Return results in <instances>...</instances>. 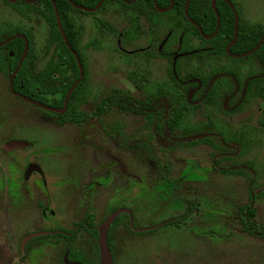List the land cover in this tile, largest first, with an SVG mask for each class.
Instances as JSON below:
<instances>
[{
    "label": "rangeland",
    "instance_id": "rangeland-1",
    "mask_svg": "<svg viewBox=\"0 0 264 264\" xmlns=\"http://www.w3.org/2000/svg\"><path fill=\"white\" fill-rule=\"evenodd\" d=\"M234 2L236 4V0ZM237 3L244 21L259 24V29L264 27V0H238ZM125 15L112 5L102 15L76 18L77 24L84 27L79 47L85 55L94 96H100L108 86L132 89L126 75L134 68L150 69V81L154 84L166 82L165 60L146 62L140 57V51L125 57L116 50L118 39L100 31L96 18L106 19L117 31H122ZM140 22L147 31L149 26L145 20ZM10 28L30 31L36 53L44 55L50 31L46 21L33 14L29 19L20 17L0 0L2 35H7ZM125 44L122 41L121 47L132 51L134 46L146 47L149 42L142 38L133 45ZM49 58L47 55L41 59L39 69ZM126 60L130 64L125 63ZM8 83V73H1L0 144L19 138L15 133L22 125L28 129V136L32 132L34 137L42 139L43 145L67 139L65 131L53 128L51 119L46 118L44 122L42 111L17 100L10 93ZM159 105L160 101L157 107ZM263 106L260 101L245 104L231 118L216 112L219 120L231 124L227 130L230 135L236 133L234 142L237 144L226 145L220 136L212 135L209 137L212 143H201L198 140L206 136L204 133L186 140L180 139L179 134L162 139L144 116L117 111L102 122L92 121L86 126L99 133L80 136L75 131L79 127H65L73 130L75 140L82 141L75 144L82 143L79 146L82 145V152L87 155L85 168L91 172L78 186L79 192L84 190L85 196L92 198H87L80 208L97 212L96 223L112 209L126 206L133 209L140 228L160 225L169 216L182 213L187 200L194 201L192 215L179 226L158 228L145 235L129 233L125 225L118 227L114 233L115 264H264V237L245 231L239 220L241 206L249 204L256 210L255 221L264 225V125L257 122ZM199 120L195 115L189 118L193 124ZM241 136L243 143L239 141ZM192 141L194 147L183 143ZM7 156L0 152L2 166ZM108 170H112V174L105 179L103 176ZM227 170L244 172L225 174ZM83 216L84 213L79 214L78 220ZM67 217L62 215L61 222H66ZM48 240L41 241L45 245L38 251L39 263H59L64 242L55 245ZM77 244L88 247L89 239L84 232L78 235Z\"/></svg>",
    "mask_w": 264,
    "mask_h": 264
},
{
    "label": "flooded vegetation",
    "instance_id": "flooded-vegetation-1",
    "mask_svg": "<svg viewBox=\"0 0 264 264\" xmlns=\"http://www.w3.org/2000/svg\"><path fill=\"white\" fill-rule=\"evenodd\" d=\"M3 1L20 17L29 19L33 14L44 19L50 28L48 36L50 38L51 26L45 17L47 8L42 2L38 0H24V5H26L28 8H34L33 10H28V12L24 15L17 12L11 6V4H15L19 0H16L13 3L9 2L8 0ZM120 1L129 7H121L120 3L115 2L108 4L105 9H102V3L99 9L94 12H89L93 13L94 15L81 14L75 10H72L70 12L76 26L80 27L81 29L79 34V42L75 45L76 48H74L68 41L75 54L71 50H68L74 56L79 72V76L70 86V88L79 80L80 81L75 86L74 90L80 84H85V101L72 114H68L67 112L69 110L68 103L74 90L71 93L65 107V100L70 88L68 89L64 98L63 107L54 106L55 104H57V100L60 99V94H55L54 91H38L37 96L33 97L28 95L29 91L24 88V85H20L19 90H16L14 88L15 78L20 72L25 59L28 57L30 44H32L33 46L35 59L31 62L32 64L29 67V73L33 76L40 77L42 73L47 70V68H52V74L48 81L44 79L39 80L40 87L44 86L43 88L46 89L47 87L52 86L50 84L51 82L61 83L65 76L71 77L73 75L71 69L64 71V76L61 75L60 71L68 68L67 65L69 60L67 55L61 56L62 50H58L53 47L47 48V42L44 46V55L40 56L36 53L31 32L21 30V32H25L27 33V35H30V41L26 34L19 33L27 38L29 47L20 65L19 71L17 72L13 80L12 90L10 88V79L17 69L24 52L18 60L16 68L11 73L12 67L15 64L16 54L12 50L8 49V45L11 44L14 40L7 43L6 45L0 46V64L5 66V71L1 70L0 68V74L8 73V86L10 93L17 100L42 111V116L43 118H45L44 122H46V118L51 119L53 128L63 130L68 135L67 139L63 140L62 142L58 141L56 144L54 143L43 145L42 139H40L39 137H34L32 132L29 133L28 136V132H26L28 129L24 128V126L22 125V127L19 128L15 133V135L19 138H10L6 142H4V144H0V152H5L6 154H8L5 163L3 162V166L1 165L2 162L0 161V200L2 204V207L0 208V264H40L37 258V254L38 251H40V248L45 245V243L41 241L47 238L49 239L48 241H53L55 245L60 241L64 242L63 255H61L60 258L58 256V260H61L56 264H92L96 260V254L94 250L95 231L97 232L96 243L99 249L98 262H96L97 264H99V227L111 214L119 210H126L116 217V219L108 229L107 243L111 251L113 264H115L117 252L116 247L114 246V233L116 229H118V227H120L121 225H125L129 233L136 235H145L154 232L158 228L179 226L184 220L192 215L191 213L194 210V201L187 200L186 208L182 213L169 216L160 225H150L148 227H144L143 229L146 230L142 232H136V229L140 228L139 226H137V218L134 214L133 209L126 206H120L112 209L111 212L108 213L101 222L96 223L95 217L97 212H95L94 210L84 211V209L80 208L85 203V201H87V198H92V196L86 197L84 190H81L79 192L78 186V183H83L86 180V174L91 172L88 171L87 168H85V159L87 158V155L83 154L82 151L84 150V148L82 147V145L79 146L82 143L75 144L78 141H82L75 140L76 135L73 134V130L67 129L65 127H79L80 129H77L75 131L78 132L80 136L85 133H99V131L95 129H88L86 128V126L90 125L92 121L102 122V119H107L108 115L111 112L117 111L119 113L126 112L129 114L144 116L147 120V123L154 126V130L162 139L172 137L173 135L177 134L181 135L180 130L172 129L170 124L168 123L172 105H175L177 101L174 98L175 95L185 100V102L188 104L187 109L189 111L192 110V108L194 109L187 114L185 124L188 127H193L196 125L206 126L205 129L198 133H204L206 135L204 138L198 140L199 142L212 143L211 138H209L212 135L216 137L220 136V138L225 142L224 144L226 145L231 143L237 144L236 142H234V140L237 138H235L236 133L234 132L230 135L227 130V128L230 130L231 124L226 123L224 120H222L223 122L219 120L216 117V112L223 114L228 118H231L234 113L242 110L245 104H251L256 101L264 103V99L256 97L254 95H250L248 96V98L244 96L246 91L245 85L251 82L250 84L252 85V87H258L264 81V52L256 55L258 50L263 45L264 41L256 51L252 52L262 40L264 35L252 49L246 52L233 53L230 51L231 48L238 42L240 23H243L245 26H250L252 28H257L258 26H260L259 24H252L243 20L240 7L237 3L238 0H236V4L234 0H228L233 5V8L230 6L228 1L223 0L228 3L234 14V38L232 42L225 47V53L228 57L234 60H244L241 62H232L227 57H222L217 62H215V60L209 59V55H214L216 43L207 44L204 43V41L209 42L213 40L219 33L221 26L220 13L217 9V2L219 0H209L210 5L217 18L215 31L209 36L205 35L202 27L190 17L189 12L188 17L195 24H193L185 14L188 22L198 29L202 38L204 39L201 40L197 36H191L187 41V46L182 45L181 40H179L180 38L177 41H174L172 38H170L171 31L169 29H165V27H163L162 25H157L150 18L152 11L150 10L151 7L148 0H145L144 3L140 2L142 0ZM207 1L208 0L197 1L198 14L200 12V7H202ZM214 1L215 8L213 7ZM151 3L154 4L155 9L158 13L168 12H159L156 8V3L160 9H167L170 5L167 8H161L157 0L156 2L155 0H151ZM112 5L117 6L119 8V12H125V28L122 31H117L116 28L111 26L106 19L96 18L100 31L104 34H108L118 39L116 50L119 51L122 55L125 54V57L131 53L136 54L135 52L140 51V57L146 62L151 61L152 63L157 59L165 60L167 62V65L165 67V83H152L150 81V77L152 74L150 69L134 68L126 75V80L131 84L132 89L108 86V90H106L105 92L104 90H102L99 94L100 96L93 95L92 88H90V84L88 81V71L86 60L84 57L85 55L82 52L81 47H79L80 36L84 27L81 23L77 24L76 18L80 16L96 17L97 15H102L105 13L108 7ZM97 6L95 8H97ZM75 9L83 12H88L77 8ZM234 10L237 14H235ZM141 19L145 20V22L149 26L147 31L142 29L140 22ZM11 29L15 30L17 28H10L9 30ZM261 29H264V27ZM110 30H115L117 33L113 34L110 32ZM128 30L134 33V37L124 36V32ZM236 32L237 39L235 40ZM7 35L3 36L0 31V43L5 42L12 37L11 36L9 38H6ZM142 38L147 39L149 42L146 47L139 48V46H134L135 49H133L132 51H127L126 49L121 47L122 41L124 42V44L126 43L133 45L132 43H136ZM249 39H252L251 36H249ZM96 45L97 44H94L95 47H97ZM228 47L230 54L226 50ZM47 55H49L50 58L46 61L45 66L42 69H39V62ZM78 60L80 61L82 66V76ZM172 61L179 62V73L178 75L177 73H174L176 82L171 78V76L173 75L172 72H170ZM125 63L130 64V61L126 60ZM58 65L60 71L59 76H56V67ZM222 67L226 69L225 72L220 71ZM133 73H136L138 78L143 79L141 83L135 84V82L131 80V75ZM221 77H226L227 79L224 81L219 80ZM226 83L228 84V87L224 88V85ZM240 83L242 84L241 87L239 85ZM114 96L119 97V99L117 100L118 105H113L112 107H110V99ZM26 99H29V101ZM159 101L160 105L157 107V103ZM38 104L44 105L53 110H47L38 106ZM125 105H128V107H125ZM220 106H222V109L220 108ZM192 115L200 118L198 123L196 122L193 124L189 121V118ZM257 122L260 125H264V106L263 108H261L259 114L257 115ZM101 132L102 134H105L106 131L101 129ZM189 132H191V134L193 135V131ZM223 133L233 140H227V138L223 136ZM192 135L189 136L191 137ZM188 138L189 137L180 136V139L186 140ZM239 141L243 143L242 136L239 137ZM14 142L19 143L21 147H10V144ZM68 142H72V144H65ZM104 142L105 139L103 143ZM183 143H185V145H188L189 147H194L195 144L194 141ZM216 148L218 149L219 147L216 146ZM63 154L66 155L62 156ZM55 158L61 159L62 161H57L55 160ZM243 172L244 171L241 170H227L225 171V174L241 175L243 174ZM110 173L112 174V170H108L103 177L105 179L108 178V176H110ZM93 174L97 175V172H94ZM12 184L13 187H11ZM253 187L251 189L249 188V192L253 189ZM22 195L25 199L22 197ZM250 199L252 198L250 197ZM189 206H192V209L186 215L184 220H180V222H178V220L173 219L178 218L183 213H185ZM246 206L254 209L249 204H247ZM98 210L100 209L98 208ZM81 213H84V216L78 220V216ZM123 214L127 215L129 222L127 224L121 222L114 226V224L118 221V218H120V216ZM62 215H64V217L68 216L67 219L65 218L66 222H61ZM82 232H84L89 239L87 248H82L77 244V237ZM109 232H112V249L109 245L108 240V236L110 234ZM78 256L80 259H78Z\"/></svg>",
    "mask_w": 264,
    "mask_h": 264
},
{
    "label": "trees",
    "instance_id": "trees-1",
    "mask_svg": "<svg viewBox=\"0 0 264 264\" xmlns=\"http://www.w3.org/2000/svg\"><path fill=\"white\" fill-rule=\"evenodd\" d=\"M23 1L24 0H19L15 4H11V6L20 14L25 15L28 12V10H33L34 8L30 6H29L30 8H28L26 5H24ZM38 1L42 2L47 8L45 17L51 26L50 38L48 40L46 47L47 48L53 47L55 49L62 50L61 56L67 55V57L69 58L68 65H67L68 68H65V70L60 71L59 65H58L56 67L58 74L56 73L55 75L59 76V71H60L61 75L64 76V71L68 69L72 70L73 75L71 77L65 76L61 83L51 82L50 84L52 86H49L46 89L43 88L44 86L40 87L39 80L44 79L48 81L52 74V68L51 67L47 68V70H45V72H43L40 77L33 76L29 73L30 71L29 67L32 64L31 62L34 61L35 59V54L33 53V46L32 44H30V50L28 53V57L25 59L20 69V72L15 78L14 88L16 90H19L20 85H24L25 86L24 88L29 91L28 95L33 96V97L37 96L38 91H45V92L54 91L55 94L56 93L60 94V99L57 100V104H55L54 106L63 107V101H64V98L66 96L68 89L79 76L78 67H77V63H76L74 56L66 47L64 40L58 31L57 24H56V17H55L54 9L51 5V0H38ZM54 1L57 4L62 26L67 36V39L69 43L74 48H76L75 45L79 42V34H80L81 29L80 27L76 26L75 21L73 20L70 12L72 10H75L78 13L85 14V15H91L93 13L76 10L69 4L68 0H54ZM72 1L81 7H85L89 9L95 8L100 2V0H72ZM197 1L198 0H191L190 6L188 9L189 15L192 19H194L197 22L198 25L202 27V30L205 33V35L209 36L215 31V28L217 25L216 14L214 13L212 9L209 0L205 2V4L202 7H200V10H199L200 12L198 14ZM115 2L120 3L121 7H129L123 4L120 0H105L102 5V9H105V7L108 4L115 3ZM140 2L144 3L145 0H142ZM148 2L151 7L150 10L152 11L150 18L157 25H162L163 27H165V29L167 30L169 29L171 31L170 38H172L174 41H177L180 38L179 40H181L182 45L187 46V41L191 36L192 37L197 36L201 40H204L200 32L198 31V29L194 27L191 23H189L185 17L186 0H174V6L172 7L170 11L166 13H158L155 9L154 4L151 3V0H148ZM157 2L161 8H167L170 5L171 0H157ZM217 9L220 13V18H221V26H220L219 33L213 40L209 42L204 41V43H207V44L216 43V49H214L215 51L214 55H209V59L215 60V62H217L220 58L227 57L232 62L244 61V60H234L228 57L225 53V47L228 44H230L234 38V14L232 12V9L228 5V3H226L223 0H219L217 2ZM110 32L113 34L117 33L115 30H110ZM19 33H24L27 35V33L21 32V30L15 29V30H10L6 38H9ZM263 35H264V29H259L258 27L252 28L250 26H245L243 23H240L238 42L236 43L235 46L231 48L230 51L233 53L246 52L252 49L259 42V40L262 38ZM124 36L134 37V33L128 30L124 32ZM249 36H251L252 39H249ZM27 37L30 41V35H27ZM24 47H25V44L22 39H16L11 44L8 45V49L12 50L16 54L15 64L12 67L11 73L16 68V64L24 52ZM261 52H264V43L261 46V48L258 50L256 55ZM0 68L1 70L5 71L4 65L0 64ZM220 71L225 72L226 69L222 67ZM170 72H172L173 74L171 78L176 82L174 73H177V75L179 73V62H176V61L171 62ZM226 79H227L226 77H221L219 80L224 81ZM131 80L134 81L135 84H139L141 83L143 79L138 78L136 73H133L131 75ZM250 83L251 82L245 85L246 91H245L244 96L248 98V96L254 95L256 97L264 99V81L258 87H252ZM84 85L85 84L82 83L79 86H77V88L74 90L69 100V103H68V108H69L67 112L68 114L70 113L72 114L73 112H75L77 108L85 101V97H84L85 96V86ZM239 85L240 87L242 86L241 83ZM227 87H228V84L226 83L224 85V88H227ZM174 98L177 101L175 105H172V110L170 112L169 119H168V123L170 124L171 128L174 130H180L181 137L182 136L190 137L189 135H192V134L189 131H193V135H194V134H198L203 129H205L206 126H200V125L188 127L185 124L186 116L190 111L194 109L192 108V110L189 111L187 109L188 104L185 102V100L175 95H174ZM118 99L119 97L117 96L112 97L110 99V107H112L113 105H118L117 103ZM125 107H128V105H125ZM220 108L222 109V106H220ZM206 130H210V129H206ZM223 136L226 137L227 140H233L232 138L227 137L224 133H223ZM189 204H192V203H189ZM191 209H192V206H189L187 210L185 211V213H183L180 217L173 218V219L178 220V222H180V220L181 221L184 220L186 215L191 211ZM255 217H256V211L254 209L249 208V206H246V205L242 206L240 210L239 218H240L241 224L243 225L244 230L251 234H258L264 237V225L258 224L255 221ZM121 222L125 224L129 222L127 215L125 214L121 215L120 218H118V221L114 224V226ZM109 233L110 234L108 236V240H109V245L112 249V243H111L112 232H109ZM94 235H95L94 236V250L96 254V260L92 264H95V263L97 264L98 256H99V249L96 243V238H97L96 231L94 232Z\"/></svg>",
    "mask_w": 264,
    "mask_h": 264
},
{
    "label": "water",
    "instance_id": "water-1",
    "mask_svg": "<svg viewBox=\"0 0 264 264\" xmlns=\"http://www.w3.org/2000/svg\"><path fill=\"white\" fill-rule=\"evenodd\" d=\"M8 1L11 2V3H13V2H15L16 0H8ZM103 1H104V0H101V2L99 3V5L97 6V8H95V9H87V8H83V7H80V6L76 5L72 0H68V2H69L73 7L77 8V9L84 10V11H88V12H94V11H96L97 9H99V7H100L101 4L103 3ZM226 1H228V0H226ZM51 2H52V5H53V7H54L55 14H56V17H57V24H58L59 31H60V33H61V35H62V37H63V39H64V41H65V43H66V45H67V47H68V49L71 50V51L74 53V51L72 50L71 46H70L69 43H68V40H67L66 35H65V33H64V30H63V28H62L61 21H60V17H59V13H58V9H57V6H56V3H55L54 0H51ZM155 2H156V0H155ZM189 2H190V0H187V2H186V6H185V14H186L187 17H188V6H189ZM228 2H229V1H228ZM173 3H174V0H171V4H170V6H169L167 9H160V8L158 7L157 3H156V8H157V10H158L159 12H166V11H169V10L172 8ZM229 4H230V6L233 8V5H232L230 2H229ZM213 7L215 8V1L213 2ZM234 11H235V10H234ZM235 14H237L236 11H235ZM236 17H237V16H236ZM188 18H189V17H188ZM189 20H190L193 24H195L190 18H189ZM17 38H22V39L24 40V42H25V50H24V54H23V56H22V58H21V60H20V62H19V64H18L17 69L15 70V72L13 73V75H12V77H11V79H10V88H11L12 90H13V88H12L13 80H14V78H15L17 72L19 71L20 65H21V63H22V61H23V59H24V57H25V55H26V53H27V51H28V47H29L28 40H27V38H26L24 35L18 34V35L12 36L11 38H9L8 40H6L5 42L0 43V46H3V45H6L7 43H9V42H11V41H13V40H15V39H17ZM210 38H211V37H210ZM236 39H237V32H236V36H235V40H236ZM263 41H264V37L262 38V40L259 42V44L254 48V50H253L252 52L256 51L257 48L262 44ZM226 50H227V52L229 53V47H228ZM252 52H251V53H252ZM74 54H75V53H74ZM229 54H230V53H229ZM78 64H79V68H80V72H81V76H82V74H83V70H82V66H81V63H80L79 60H78ZM79 81H80V80H79ZM79 81H78V82H79ZM78 82H76V83L70 88V90H69V92H68V94H67L66 100H65V107H66V105H67V102H68V100H69V98H70L71 93L73 92V90H74L75 86L78 84ZM26 100L29 101V99H26ZM38 106H40V107H42V108H45V109H47V110H53V109H51V108H49V107H46V106H44V105H41V104H38ZM61 111H64V110H61ZM19 146L21 147V145H20L19 143H16V142L10 144V147H13V148H14V147H19ZM125 211H126V210H119V211H117V212L111 214V215H110V216H109V217H108V218L102 223V225L99 227V247H100V263H99V264H113L111 251H110L109 246H108V243H107L108 229H109V227L111 226V224L113 223V221L116 219V217H117L119 214H121L122 212H125ZM131 226H132V221H131ZM144 230H146V229L139 228V229H136V232H142V231H144Z\"/></svg>",
    "mask_w": 264,
    "mask_h": 264
}]
</instances>
